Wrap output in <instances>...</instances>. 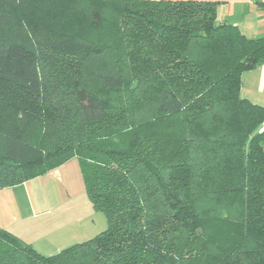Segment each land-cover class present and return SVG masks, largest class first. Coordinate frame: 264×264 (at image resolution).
Segmentation results:
<instances>
[{
    "label": "trees",
    "instance_id": "16d2710c",
    "mask_svg": "<svg viewBox=\"0 0 264 264\" xmlns=\"http://www.w3.org/2000/svg\"><path fill=\"white\" fill-rule=\"evenodd\" d=\"M263 63L217 2L0 0V190L77 158L108 220L49 256L0 227V264H264Z\"/></svg>",
    "mask_w": 264,
    "mask_h": 264
},
{
    "label": "crops",
    "instance_id": "0c3cea01",
    "mask_svg": "<svg viewBox=\"0 0 264 264\" xmlns=\"http://www.w3.org/2000/svg\"><path fill=\"white\" fill-rule=\"evenodd\" d=\"M193 1L217 2L218 22L236 25L250 37L264 36V0ZM242 79V95L264 106V63L244 72ZM50 188L57 192L56 203L54 191ZM62 208L61 212L56 211ZM94 211L77 158L44 176L0 190V227L48 256L69 247L67 242L84 237L85 230L91 231L96 225V217L90 220ZM88 216L89 219L85 220ZM99 219L101 222L102 218Z\"/></svg>",
    "mask_w": 264,
    "mask_h": 264
},
{
    "label": "rangeland",
    "instance_id": "374dc122",
    "mask_svg": "<svg viewBox=\"0 0 264 264\" xmlns=\"http://www.w3.org/2000/svg\"><path fill=\"white\" fill-rule=\"evenodd\" d=\"M40 180H44V179H40ZM52 188H50L51 190ZM54 191V189H52ZM49 196H50V200H52V196L50 195V192L48 193ZM58 202V197H57V192L54 191V203ZM67 208L64 207V210H66ZM63 210L62 209H57L56 211H59L61 212ZM55 211V212H56ZM66 212V211H64ZM95 212V213H94ZM93 212V216H91L90 220L94 217L95 218V223L96 225H93V228L91 231H88V230H85V236H80L79 238H75L69 242H67V245H73V244H76V243H80V242H83V241H86L88 239H91L93 237H95L97 234L105 231L107 228H108V220H107V217L106 215L103 213V212H100V211H94ZM99 217L102 218V221L100 222L99 220ZM93 218V219H94ZM86 219H89V216L85 218ZM79 223V222H78ZM74 225H77V224H74Z\"/></svg>",
    "mask_w": 264,
    "mask_h": 264
},
{
    "label": "water",
    "instance_id": "95a60500",
    "mask_svg": "<svg viewBox=\"0 0 264 264\" xmlns=\"http://www.w3.org/2000/svg\"><path fill=\"white\" fill-rule=\"evenodd\" d=\"M199 231H200V229H199Z\"/></svg>",
    "mask_w": 264,
    "mask_h": 264
}]
</instances>
